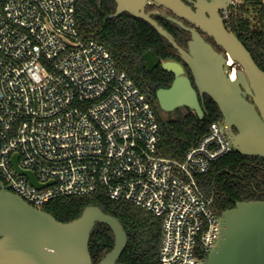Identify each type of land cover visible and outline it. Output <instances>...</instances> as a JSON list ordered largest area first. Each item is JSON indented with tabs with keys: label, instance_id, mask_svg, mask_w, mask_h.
Masks as SVG:
<instances>
[{
	"label": "built area",
	"instance_id": "built-area-1",
	"mask_svg": "<svg viewBox=\"0 0 264 264\" xmlns=\"http://www.w3.org/2000/svg\"><path fill=\"white\" fill-rule=\"evenodd\" d=\"M76 1L0 0L1 180L40 209L101 190L133 202L162 218L161 264H202L221 214L196 176L234 148L224 119L184 160L161 156L152 103L104 44L80 36ZM227 1L228 31L264 26V0Z\"/></svg>",
	"mask_w": 264,
	"mask_h": 264
},
{
	"label": "water",
	"instance_id": "water-1",
	"mask_svg": "<svg viewBox=\"0 0 264 264\" xmlns=\"http://www.w3.org/2000/svg\"><path fill=\"white\" fill-rule=\"evenodd\" d=\"M115 1L116 11L107 19L127 12L148 22L191 70L196 87L180 62L162 61V68L172 72L174 80L170 87L157 91L160 107L169 112L187 106L203 118L199 97L206 94L218 104L233 147L243 155L264 158V70L219 16L218 11L228 1L219 0L221 6L214 14L200 4L193 9L184 0ZM148 1L170 11L168 19L191 34L187 48L158 23L153 12L147 11ZM201 32L213 38L222 51ZM229 57L233 64H228ZM236 64L240 69L232 79L227 71ZM16 160L17 155L15 165ZM25 173L41 187L33 173ZM97 222L108 224L115 234L114 248L99 264H121L118 260L126 247L127 234L114 216L88 206L78 218L62 222L10 191L0 179V264H94L89 241ZM202 264H264V200L239 201L222 212L220 238Z\"/></svg>",
	"mask_w": 264,
	"mask_h": 264
},
{
	"label": "trees",
	"instance_id": "trees-1",
	"mask_svg": "<svg viewBox=\"0 0 264 264\" xmlns=\"http://www.w3.org/2000/svg\"><path fill=\"white\" fill-rule=\"evenodd\" d=\"M116 7L115 0H77L79 34L84 39L94 38L104 44L118 68L124 70L146 95L160 123L159 154L182 161L186 152L209 131L210 125L223 119L221 110L205 94L199 97L203 118L187 106L164 111L159 105L157 91L170 87L174 74L162 68V61L180 59L177 51L143 19L127 12L107 19L116 11ZM152 16L172 34L180 46L188 47L191 39L189 32L160 14ZM241 23L245 31L238 32L237 36L264 70V26L250 28L248 21L242 20ZM196 179L203 192L214 199L213 208L217 214H222L239 201L264 200V158L243 155L235 148L212 161L208 171L197 174ZM88 206L101 208L123 226L127 244L119 263L161 264L162 218L133 202L113 200L101 190L93 195L60 197L47 202L42 209L62 222H69L78 218ZM114 245L115 234L112 228L106 223L97 222L89 241L93 263L99 264Z\"/></svg>",
	"mask_w": 264,
	"mask_h": 264
},
{
	"label": "flooded vegetation",
	"instance_id": "flooded-vegetation-1",
	"mask_svg": "<svg viewBox=\"0 0 264 264\" xmlns=\"http://www.w3.org/2000/svg\"><path fill=\"white\" fill-rule=\"evenodd\" d=\"M184 1H185L188 5L192 6L193 9H197L199 4L202 5V6H206L205 9L208 10L209 12H211V14L216 13L217 10H218V8L221 6V3H220L219 0H184ZM152 8H156V9H157V12H155V13H153V14H160V15L164 16L167 20H169L168 17H169L170 15H172V13H171L170 11H168L167 9H164V8H158V7H155L154 5H153V6H150L149 8H147V9H148L147 11H149V10L152 9ZM218 14H219V16L221 17V10L218 11ZM207 15H210V14L207 12ZM180 20H181V19H180ZM169 21H170V20H169ZM181 21H182L183 23L189 25V26H192L190 23H188V22H186V21H184V20H181ZM170 22H171V21H170ZM172 23H173V22H172ZM173 24H175V23H173ZM175 25H176V24H175ZM176 26H178V25H176ZM178 27H179V26H178ZM180 28H181V27H180ZM201 33H202V32H201ZM202 35L204 36V38H205L208 42H210V43L213 45V47H214L216 50H218V51H220V52L222 51V48H221V47L215 42V40H214L213 38L209 37L208 35H206V34H204V33H202ZM188 42H189V41H188ZM170 60H176V61L180 62V63L183 65V67H184V71H185V74H186L187 76H189V78H190L191 81H192V84L195 86L194 78H193V75H192L191 70L189 69V67H188L185 63H183L181 59H170ZM235 67H239L238 69H240V66H239L238 64H236ZM191 76H192L193 79L191 78ZM195 87H196V86H195ZM248 98L251 100V97H250V96H248Z\"/></svg>",
	"mask_w": 264,
	"mask_h": 264
},
{
	"label": "bare ground",
	"instance_id": "bare-ground-1",
	"mask_svg": "<svg viewBox=\"0 0 264 264\" xmlns=\"http://www.w3.org/2000/svg\"><path fill=\"white\" fill-rule=\"evenodd\" d=\"M233 58L232 57H229V62H228V64H233ZM237 67H233V68H230L229 70H228V72H229V74H230V77L232 78V79H236L237 78Z\"/></svg>",
	"mask_w": 264,
	"mask_h": 264
},
{
	"label": "rangeland",
	"instance_id": "rangeland-1",
	"mask_svg": "<svg viewBox=\"0 0 264 264\" xmlns=\"http://www.w3.org/2000/svg\"><path fill=\"white\" fill-rule=\"evenodd\" d=\"M239 67H237V69H238ZM172 115H173V112L171 113Z\"/></svg>",
	"mask_w": 264,
	"mask_h": 264
}]
</instances>
